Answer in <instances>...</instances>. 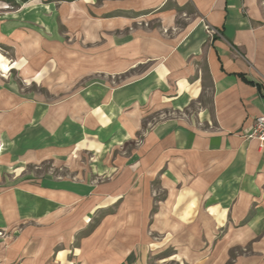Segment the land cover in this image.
<instances>
[{
  "label": "crops",
  "instance_id": "1",
  "mask_svg": "<svg viewBox=\"0 0 264 264\" xmlns=\"http://www.w3.org/2000/svg\"><path fill=\"white\" fill-rule=\"evenodd\" d=\"M0 47V264H264V0H0Z\"/></svg>",
  "mask_w": 264,
  "mask_h": 264
},
{
  "label": "rangeland",
  "instance_id": "2",
  "mask_svg": "<svg viewBox=\"0 0 264 264\" xmlns=\"http://www.w3.org/2000/svg\"><path fill=\"white\" fill-rule=\"evenodd\" d=\"M8 55H9V53L0 47V56H1V58L3 60L7 59L8 61H11V59L8 58L9 57ZM2 74H4V73H2ZM33 90H35V86L33 87ZM40 92L43 94V96H45L47 98L48 97L50 98V96L46 93V90H40ZM0 153H1V148H0ZM35 169L36 168L33 165H30V166L27 167L26 170L28 172H32L36 176L40 177L43 174L51 172V163L50 162H46V163L42 164V166L38 167L36 170ZM19 174H20V170H19L18 167H15V168L12 169L11 176L14 177L15 175H19ZM2 236H3L2 233H0V238H2Z\"/></svg>",
  "mask_w": 264,
  "mask_h": 264
},
{
  "label": "built area",
  "instance_id": "3",
  "mask_svg": "<svg viewBox=\"0 0 264 264\" xmlns=\"http://www.w3.org/2000/svg\"><path fill=\"white\" fill-rule=\"evenodd\" d=\"M247 138L258 142L260 148H264V115L254 119Z\"/></svg>",
  "mask_w": 264,
  "mask_h": 264
}]
</instances>
